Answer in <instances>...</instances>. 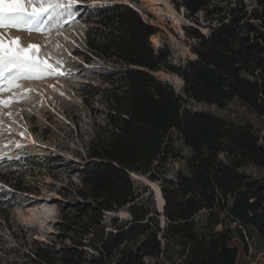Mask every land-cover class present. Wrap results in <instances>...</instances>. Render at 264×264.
Masks as SVG:
<instances>
[{
	"label": "trees",
	"instance_id": "1",
	"mask_svg": "<svg viewBox=\"0 0 264 264\" xmlns=\"http://www.w3.org/2000/svg\"><path fill=\"white\" fill-rule=\"evenodd\" d=\"M104 1L85 9L87 57L102 63L97 70L109 84L101 91L104 120L92 131L82 171L88 219L67 226L70 243L61 249L23 251L15 264H236L231 233L216 226L225 212L264 237V138L193 111L190 103L225 109L239 101L264 117V0L252 9L244 0H172L196 25L184 29L196 59L180 66L167 46L154 47L158 29L131 3ZM201 12L204 25L196 18ZM162 71L184 81V94L157 76ZM173 130L193 153L190 174L179 173L177 182L165 178L175 157ZM132 174L163 182L164 232ZM127 206L132 221L106 231L103 216ZM202 212L205 229L196 221Z\"/></svg>",
	"mask_w": 264,
	"mask_h": 264
},
{
	"label": "rangeland",
	"instance_id": "2",
	"mask_svg": "<svg viewBox=\"0 0 264 264\" xmlns=\"http://www.w3.org/2000/svg\"><path fill=\"white\" fill-rule=\"evenodd\" d=\"M120 1L131 3L145 20L156 26L158 32L155 36L159 44L155 48L167 46L172 53L173 65L180 66L189 59H196L186 42L184 30L196 26L193 22L195 18H188L184 10H177L172 0ZM232 1L234 3L237 0ZM104 2L82 0L77 8L79 15L64 25L63 35L56 36L53 33V42L58 41L63 45L59 54L66 59V67L72 70L71 74L60 77L58 81H24L26 88H35L37 92L31 93L24 103L11 107L13 112L20 111L23 119L15 117L18 123H13L9 118L2 117L3 128L11 125L13 131L10 135L7 132L0 135V151L9 152L10 157L0 159V264H15L21 252L48 244L55 245L57 250L61 249L70 243L71 235L66 231L67 226L77 222L76 226L82 227L88 219L85 209L89 201L80 194L83 188L82 171L88 161L92 131L104 120L101 91L109 88V84L100 78L97 70L102 63L87 57L85 37L88 24L85 9ZM244 4L252 9L256 6V0H244ZM196 18L205 24L204 12L196 15ZM206 30H202L205 35L209 33ZM12 34L27 38L26 33L13 31ZM31 39L42 41L44 37L33 34ZM69 51L75 59L67 56ZM157 76L172 85L177 93L184 94V81L181 83L177 80V74L162 71ZM49 84H55L56 90L49 88ZM190 109L214 114L237 129L251 128L260 140L264 138V117L256 115L239 101L232 102L225 109L192 101ZM25 127L28 131L25 138H21L18 133ZM170 139L175 157L169 160L165 178L177 182L179 173L190 174L187 163L193 153L176 130L172 131ZM7 140H19L24 147L16 149L11 146L5 149L3 143ZM221 159L225 163L229 162L223 156ZM241 170L253 176L263 175V172H256L253 167ZM135 181L144 200L160 213L159 223L164 232L167 227L164 208L162 212L157 210L156 192L151 185V182L155 183L162 192L163 182L151 181L147 176ZM131 221L129 206L103 216L106 231H115L119 225ZM196 221L199 228L205 229L207 212L200 213ZM222 230H229L231 244L238 249L236 264H264V237L253 226L244 228L224 212L216 226V231ZM174 250L172 247L171 251ZM88 251L92 252L90 249Z\"/></svg>",
	"mask_w": 264,
	"mask_h": 264
},
{
	"label": "snow or ice",
	"instance_id": "3",
	"mask_svg": "<svg viewBox=\"0 0 264 264\" xmlns=\"http://www.w3.org/2000/svg\"><path fill=\"white\" fill-rule=\"evenodd\" d=\"M81 2L82 0H0V135L4 132L10 135L13 131L11 125L3 128L2 117L18 123L15 117L22 120L21 112H13L11 107L24 103L31 93L37 92L35 88H26L24 81H58L60 77L71 74L72 70L66 67V59L59 54L63 45L58 41L53 42L52 36L53 33L56 36L63 35L64 25L74 21L79 15L77 8ZM13 31L26 33L27 38L13 35ZM33 34L43 36L44 39L33 41ZM67 56L75 59L70 51ZM48 87L56 90L55 84H49ZM27 131L25 127L18 135L25 138ZM11 146L16 149L24 147L19 140H7L3 143L5 149H10ZM6 157L10 158L9 152L0 151V159Z\"/></svg>",
	"mask_w": 264,
	"mask_h": 264
},
{
	"label": "bare ground",
	"instance_id": "4",
	"mask_svg": "<svg viewBox=\"0 0 264 264\" xmlns=\"http://www.w3.org/2000/svg\"><path fill=\"white\" fill-rule=\"evenodd\" d=\"M168 7L173 9V7L171 5H169ZM182 13H183V11L180 14L182 15ZM151 41L155 44L156 47H158L159 42H158L156 36H153ZM177 80H179L182 83V80L179 77H178ZM132 175L135 176V177H133L134 180L140 178L139 176H137L135 174H132ZM151 185L155 188L154 191L156 192V196L155 197H156V206L158 207L157 210L162 212L163 208H164V205H165V200L163 198L162 192H161V190L159 189V187L155 183L151 182Z\"/></svg>",
	"mask_w": 264,
	"mask_h": 264
},
{
	"label": "water",
	"instance_id": "5",
	"mask_svg": "<svg viewBox=\"0 0 264 264\" xmlns=\"http://www.w3.org/2000/svg\"><path fill=\"white\" fill-rule=\"evenodd\" d=\"M192 26H193V27H195L194 25H192ZM151 42H152V41H151ZM152 44L154 45V43H153V42H152ZM154 47H155V45H154ZM132 177H135V176H133V175H132ZM156 207H157V206H156ZM157 208H158V207H157Z\"/></svg>",
	"mask_w": 264,
	"mask_h": 264
}]
</instances>
